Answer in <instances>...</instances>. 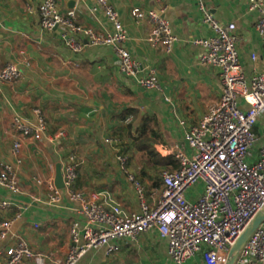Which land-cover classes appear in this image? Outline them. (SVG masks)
<instances>
[{
    "label": "crops",
    "instance_id": "1",
    "mask_svg": "<svg viewBox=\"0 0 264 264\" xmlns=\"http://www.w3.org/2000/svg\"><path fill=\"white\" fill-rule=\"evenodd\" d=\"M43 1L0 0V68L13 64L23 74L18 81L0 83V162L14 167L20 188L15 194L0 186V201L12 205L0 211V218L13 221L8 238L0 243V262L21 241L36 254H55L45 264L66 259L71 227H82L85 222L80 204L70 199L65 188L57 187L58 170L63 175L71 154L80 163L77 191L99 194L102 202L118 204L132 214L140 209V195L130 180L133 176L143 185L146 202L155 208L163 191L161 174L172 170L162 158L179 164L174 154L190 152L187 129L199 125L220 103L222 94L218 71L202 63L206 49L193 44L213 34L202 22L194 0H165L167 19L178 39L170 53L153 48L148 42L152 24L147 20L137 24L132 16L135 8L154 10L155 0H110L128 31L124 48L145 71H157L160 87L154 90L144 89L121 73L113 48L86 45L74 53L62 40L63 29L44 31L37 12ZM55 1L63 13L70 11L65 0ZM77 1V25L101 35L113 29L105 17L98 19L92 13L95 0ZM249 5L250 0H206L218 22L238 25L240 61L245 75L252 77L264 72V37L257 30L258 14L250 12ZM240 104L247 108L243 101ZM38 109L48 126L42 141L13 129L15 117L38 125ZM131 110L133 113L122 118ZM62 132L65 136L57 139ZM254 133L259 150L264 146V116ZM16 142L21 144V164L14 155ZM146 144L152 154L139 150ZM49 181L62 191L57 206L48 204ZM188 198L196 199L191 194ZM113 244L118 251L109 253L107 247L90 250L78 264H174L168 241L155 230L139 235L136 241ZM22 264L36 263L25 260ZM186 264L204 263L197 257Z\"/></svg>",
    "mask_w": 264,
    "mask_h": 264
},
{
    "label": "built area",
    "instance_id": "2",
    "mask_svg": "<svg viewBox=\"0 0 264 264\" xmlns=\"http://www.w3.org/2000/svg\"><path fill=\"white\" fill-rule=\"evenodd\" d=\"M201 20L212 30L208 38L193 41L195 46L206 49L201 58L204 65L215 68L222 86L220 103L214 107L197 126L185 133L190 152L179 150L174 158L179 168L165 170L161 177L163 191L155 208L146 202L144 187L133 176L140 195L138 212L127 214L115 203L102 202L99 194L86 195L75 188L80 163L71 154L63 167L64 188L71 200L80 204L79 212L84 216V226L74 224L70 229V247L64 261L55 264H78L90 250L108 248L118 251L116 241H136L139 235L157 231L168 241L169 256L174 264H186L200 257L204 264H227L231 248L264 208V146L256 150L258 141L254 128L264 116V72L247 77L240 61L238 44L240 36L236 23L222 24L206 6V0H194ZM92 9L96 18L105 17L113 29L106 35L86 29L76 23L74 10L63 13L55 0H44L37 8L40 26L44 31L63 29L62 40L74 53L83 51L86 45L107 46L115 50L121 73L146 90L159 88L156 69L144 70L142 64L132 57L124 43L129 39L128 31L121 21L119 11L110 0H95ZM156 8L132 11L137 24L149 21L152 32L148 38L153 48H162L170 53L178 43L167 19L168 6L165 0H155ZM28 9L32 6L28 5ZM249 11L258 14L257 30L264 37V0H250ZM257 56L252 55L256 61ZM145 71V76H141ZM22 71L13 64L0 68V83L18 81ZM243 101L247 108H243ZM244 109V111H242ZM38 125L25 123L21 117L13 120V129L35 141H42L48 130L41 110H35ZM182 125H185L182 122ZM65 136L59 133L57 139ZM111 142V141H108ZM21 144H14V155L19 158ZM126 163L125 159L121 160ZM42 184V181H38ZM203 186V193L195 200L188 192L196 185ZM0 186L12 193H20L18 173L11 165L0 162ZM48 204L57 206L62 201V191L53 182L47 184ZM8 201H0V211L11 208ZM13 221L0 218V243L6 240ZM7 259L0 264H22L32 260L45 264L53 260L36 254L25 242L6 251ZM236 264H264V222L251 236Z\"/></svg>",
    "mask_w": 264,
    "mask_h": 264
},
{
    "label": "water",
    "instance_id": "3",
    "mask_svg": "<svg viewBox=\"0 0 264 264\" xmlns=\"http://www.w3.org/2000/svg\"><path fill=\"white\" fill-rule=\"evenodd\" d=\"M68 10H75L78 1L77 0H65ZM64 179L61 171L58 170L57 174V187L64 189ZM264 222V208L255 216L251 223L246 227L240 237L237 239L234 246L231 248L229 253V258L227 264H236L242 250L245 245L254 234V232L259 228V226Z\"/></svg>",
    "mask_w": 264,
    "mask_h": 264
},
{
    "label": "trees",
    "instance_id": "4",
    "mask_svg": "<svg viewBox=\"0 0 264 264\" xmlns=\"http://www.w3.org/2000/svg\"><path fill=\"white\" fill-rule=\"evenodd\" d=\"M131 113H133V110L125 112L122 118H126ZM141 146H143V147H141ZM139 150H141V151H145L146 150V151H149L152 154V152H151L152 149L147 144L146 145H140ZM162 159L167 165H169L172 168V170L179 168V164L175 160H173L172 158H162Z\"/></svg>",
    "mask_w": 264,
    "mask_h": 264
},
{
    "label": "rangeland",
    "instance_id": "5",
    "mask_svg": "<svg viewBox=\"0 0 264 264\" xmlns=\"http://www.w3.org/2000/svg\"><path fill=\"white\" fill-rule=\"evenodd\" d=\"M242 111H244V109H242ZM201 193H203V186L199 184V185L194 186L192 189H190V191L188 192V195L191 194L197 197Z\"/></svg>",
    "mask_w": 264,
    "mask_h": 264
}]
</instances>
